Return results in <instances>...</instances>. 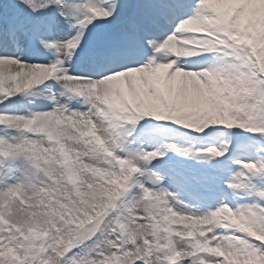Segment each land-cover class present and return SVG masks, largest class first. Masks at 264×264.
<instances>
[{
	"label": "snow or ice",
	"instance_id": "1",
	"mask_svg": "<svg viewBox=\"0 0 264 264\" xmlns=\"http://www.w3.org/2000/svg\"><path fill=\"white\" fill-rule=\"evenodd\" d=\"M0 264H264V0H0Z\"/></svg>",
	"mask_w": 264,
	"mask_h": 264
}]
</instances>
